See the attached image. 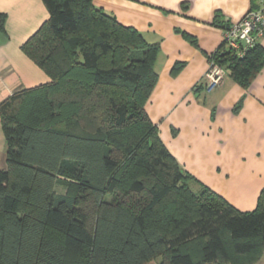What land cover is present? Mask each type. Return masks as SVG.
<instances>
[{
	"label": "trees",
	"instance_id": "1",
	"mask_svg": "<svg viewBox=\"0 0 264 264\" xmlns=\"http://www.w3.org/2000/svg\"><path fill=\"white\" fill-rule=\"evenodd\" d=\"M42 1L49 17L22 50L50 81L0 102V264H257L264 189L239 210L180 165L147 112L160 45L93 0ZM258 40L244 56L224 40L209 59L248 87Z\"/></svg>",
	"mask_w": 264,
	"mask_h": 264
},
{
	"label": "crops",
	"instance_id": "2",
	"mask_svg": "<svg viewBox=\"0 0 264 264\" xmlns=\"http://www.w3.org/2000/svg\"><path fill=\"white\" fill-rule=\"evenodd\" d=\"M261 1L93 0L160 45L147 112L180 165L241 211L254 210L264 189V67L248 87L226 74L207 91L205 74L210 55L223 47L224 25L240 22ZM0 13L7 16L0 31L1 102L50 77L22 50L49 17L43 1L0 0ZM258 42L264 46V36ZM177 63L184 65L173 73ZM6 166L0 114V169Z\"/></svg>",
	"mask_w": 264,
	"mask_h": 264
},
{
	"label": "built area",
	"instance_id": "3",
	"mask_svg": "<svg viewBox=\"0 0 264 264\" xmlns=\"http://www.w3.org/2000/svg\"><path fill=\"white\" fill-rule=\"evenodd\" d=\"M264 36V0L261 8L249 11L244 18L232 24L230 30L225 32V41L228 46L240 56H244L247 50L254 46L256 41ZM227 72L225 68L214 59H209L208 69L205 74L206 90L211 91L217 87Z\"/></svg>",
	"mask_w": 264,
	"mask_h": 264
},
{
	"label": "rangeland",
	"instance_id": "4",
	"mask_svg": "<svg viewBox=\"0 0 264 264\" xmlns=\"http://www.w3.org/2000/svg\"><path fill=\"white\" fill-rule=\"evenodd\" d=\"M57 190H58L59 192H63V193H65V192L67 191V188L64 187V186H59V187L57 188ZM159 262H160V258L151 261L149 264H159ZM263 262H264V255H263L261 261H259V263H257V264H261V263H263Z\"/></svg>",
	"mask_w": 264,
	"mask_h": 264
}]
</instances>
